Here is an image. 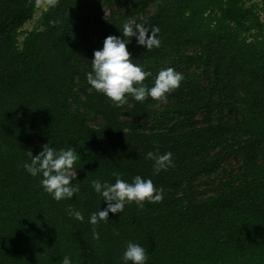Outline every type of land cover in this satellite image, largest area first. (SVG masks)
<instances>
[{
  "label": "trees",
  "instance_id": "1",
  "mask_svg": "<svg viewBox=\"0 0 264 264\" xmlns=\"http://www.w3.org/2000/svg\"><path fill=\"white\" fill-rule=\"evenodd\" d=\"M256 1L51 0L41 29L20 42L36 1L0 0V264H60L64 256L123 264L129 241L145 248L146 264H264V15ZM129 18L160 30L158 48L135 37L127 45L151 72L144 83L168 67L183 74L161 110L151 97L116 107L87 82L94 50L109 35L123 38ZM47 143L77 151L71 199H53L23 168L26 152ZM157 149L171 151L174 165L154 174L145 154ZM236 155L238 173H218ZM113 173L152 179L163 200L126 204L90 224L106 207L91 181L114 183Z\"/></svg>",
  "mask_w": 264,
  "mask_h": 264
},
{
  "label": "clouds",
  "instance_id": "2",
  "mask_svg": "<svg viewBox=\"0 0 264 264\" xmlns=\"http://www.w3.org/2000/svg\"><path fill=\"white\" fill-rule=\"evenodd\" d=\"M123 38L109 35L105 37L103 46L94 50L91 60V70L86 72L88 84L98 92L108 97L116 107L123 105L129 96L143 102L146 97L155 100H166L167 94L179 88L184 77L174 68L161 69L151 86L144 83L151 72L144 70L139 63H134L127 45L135 37L138 45L151 50L161 44L158 35L159 28L155 25L148 27L144 23L136 22L132 18L125 20L119 28ZM42 150L33 155L28 150V161L23 168L33 177L40 176V184L44 191L53 199H71L79 192L76 180L77 173L74 165L78 159L74 147L56 149L49 143L41 146ZM145 158L153 161V172L159 174L174 165L173 153L166 151L160 153L148 151ZM115 182L94 179L91 186L95 193L103 197L106 207L92 212L89 223L96 225L108 219L109 213H122L126 204L136 203L138 208H143L144 202H160L163 200V189L155 187L152 179L136 175L128 182L121 178V174L113 173ZM68 215L83 221V214L74 208H69ZM93 237L98 239V233L93 232ZM123 264H146L148 254L145 248L136 242L129 241L123 252ZM60 264H72L69 256H64Z\"/></svg>",
  "mask_w": 264,
  "mask_h": 264
},
{
  "label": "rangeland",
  "instance_id": "3",
  "mask_svg": "<svg viewBox=\"0 0 264 264\" xmlns=\"http://www.w3.org/2000/svg\"><path fill=\"white\" fill-rule=\"evenodd\" d=\"M36 1V11L35 14L33 16V19L29 22H27L21 29H20V35H19V41L22 42L26 33L33 31V30H39L41 29L40 26V21H41V16L43 14V12L48 8L51 0H35ZM256 3H259L258 6V10L257 12L259 13V15L263 18L264 15V11H263V6H262V2L261 0H257ZM155 8L152 7L150 12H154ZM105 13L107 14V11L105 10ZM188 53H195V48L191 47L188 50ZM197 78L199 79V82H201L203 85H205L207 83V79L206 77H204L201 72H196ZM165 105H167V102L165 101H159L156 104V108L158 110H161ZM201 116V114H199ZM95 119V124H100L102 123L101 118L99 117H94ZM150 123V122H149ZM242 164V158L241 155H236L233 156L232 158H230L229 160L225 161L222 164V167L219 169L218 173L222 172L223 169H228V170H232L235 173H238L239 169L241 168ZM218 173H216L215 175H213V177H215ZM205 180V179H203ZM200 183H202V180L200 181ZM200 189H204L205 186L200 185L199 186Z\"/></svg>",
  "mask_w": 264,
  "mask_h": 264
}]
</instances>
